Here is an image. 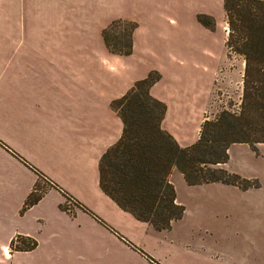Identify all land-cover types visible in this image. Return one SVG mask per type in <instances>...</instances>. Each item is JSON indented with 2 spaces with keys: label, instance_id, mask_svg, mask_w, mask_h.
I'll return each mask as SVG.
<instances>
[{
  "label": "crops",
  "instance_id": "obj_1",
  "mask_svg": "<svg viewBox=\"0 0 264 264\" xmlns=\"http://www.w3.org/2000/svg\"><path fill=\"white\" fill-rule=\"evenodd\" d=\"M221 3L0 0V264H264L258 187L197 184L201 196L184 205L176 196L183 215L159 230L99 184L100 158L123 129L111 102L150 71L161 75L149 92L166 104L162 128L181 146L198 139L209 93L204 102L168 81L180 75L168 41L189 13L196 25L205 14L217 27ZM114 19L136 24L128 55L104 42ZM219 58L199 71L209 92ZM17 236L35 246L11 249Z\"/></svg>",
  "mask_w": 264,
  "mask_h": 264
},
{
  "label": "trees",
  "instance_id": "obj_2",
  "mask_svg": "<svg viewBox=\"0 0 264 264\" xmlns=\"http://www.w3.org/2000/svg\"><path fill=\"white\" fill-rule=\"evenodd\" d=\"M227 55L242 58V94L236 109L222 108L212 118H204L198 139L181 146L161 126L166 104L153 97L149 89L160 79L158 71L134 82L120 98L111 102L123 123L122 134L99 161V184L122 209L154 228L168 229L182 217L184 206L176 199L169 179L176 168L188 185L211 182L236 185L241 189L257 187L248 179L227 171L221 165L228 160L233 143L255 147L264 143V0H224ZM208 16L198 14L205 26ZM122 24V29L117 26ZM136 24L114 19L103 30L109 51L128 55L132 51V31ZM40 194L30 196L26 205ZM35 241L17 236L11 249H30Z\"/></svg>",
  "mask_w": 264,
  "mask_h": 264
},
{
  "label": "rangeland",
  "instance_id": "obj_3",
  "mask_svg": "<svg viewBox=\"0 0 264 264\" xmlns=\"http://www.w3.org/2000/svg\"><path fill=\"white\" fill-rule=\"evenodd\" d=\"M218 13L220 17H218L217 27L216 20L209 16L205 20L213 23V26L208 27L198 21L201 24L200 27V24H195V20L189 13L184 19L185 23H182V31L173 33L168 41L171 48L167 59L180 71L179 77L169 75L168 81L176 90L185 95L203 96L204 102L209 93L204 113L206 118L214 117L222 108L236 109L242 94L244 61L233 53L227 55L224 48L227 24L223 16L222 3ZM171 28H173V24ZM116 29H122V24ZM218 51L220 54L219 64L213 75L209 92L207 72L204 71L202 75H199V71L202 65L207 64L208 59H211L212 55L215 56ZM210 66L211 64L208 65V68H211ZM194 73L198 76H194ZM197 107L200 108L199 103ZM224 168L241 177L256 179L257 187L264 193V143L257 144L255 147L246 144L231 145ZM171 182L175 187L178 201L183 205L194 202L196 197L201 196L202 192H197L196 185H188L177 170L173 172Z\"/></svg>",
  "mask_w": 264,
  "mask_h": 264
},
{
  "label": "built area",
  "instance_id": "obj_4",
  "mask_svg": "<svg viewBox=\"0 0 264 264\" xmlns=\"http://www.w3.org/2000/svg\"><path fill=\"white\" fill-rule=\"evenodd\" d=\"M71 202H74L72 199H69Z\"/></svg>",
  "mask_w": 264,
  "mask_h": 264
}]
</instances>
